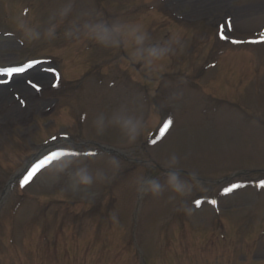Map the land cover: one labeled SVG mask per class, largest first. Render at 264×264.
I'll return each instance as SVG.
<instances>
[{"label": "rangeland", "instance_id": "1", "mask_svg": "<svg viewBox=\"0 0 264 264\" xmlns=\"http://www.w3.org/2000/svg\"><path fill=\"white\" fill-rule=\"evenodd\" d=\"M64 24L65 34L57 31ZM116 35L129 44L122 58ZM262 35L264 0H0V196L41 148L61 143L81 153L10 189L0 210V264H264L257 175L227 194L229 186L213 184L264 169ZM130 56L149 63L136 73ZM31 60L39 64L6 81L3 67ZM147 76L150 87L160 76L151 97ZM85 141L190 177L147 178L144 168L118 175L131 164ZM191 178L211 189L205 194ZM44 195H68L74 213L58 201L40 206L35 198ZM211 227L229 234L223 252ZM235 231L243 255L232 254Z\"/></svg>", "mask_w": 264, "mask_h": 264}, {"label": "snow or ice", "instance_id": "2", "mask_svg": "<svg viewBox=\"0 0 264 264\" xmlns=\"http://www.w3.org/2000/svg\"><path fill=\"white\" fill-rule=\"evenodd\" d=\"M222 39H227V37H224L223 35L221 36ZM233 43H241L242 41H232ZM256 42V41H253ZM259 42H264V35H262L260 37V41ZM28 67H32V64L29 63ZM13 73L16 72H23L25 71V69L23 67H19V68H13L10 70ZM34 87H38L36 85H33ZM172 121L169 120L164 124V130L167 131V129L170 127ZM53 139L55 140L56 137H53ZM156 140H153L152 143H156ZM87 155H95V153H85ZM77 155H81V153L75 152V151H65L62 148H57L56 150H50L47 154L43 155V157L41 159L38 160V162L32 164L30 166V168L28 170H26V174H24L22 176V178L20 179L19 183H20V187L24 188L26 187L33 179L34 177L45 167H47L48 165H50L53 161L59 160L62 157H74ZM242 185L240 184H232L229 187H226L224 189V193L227 194L229 192H232L233 190L240 188ZM259 187L264 188V181H260ZM202 203V201L197 200L196 204L197 206H199ZM210 203L212 204H216L215 200H211Z\"/></svg>", "mask_w": 264, "mask_h": 264}, {"label": "clouds", "instance_id": "3", "mask_svg": "<svg viewBox=\"0 0 264 264\" xmlns=\"http://www.w3.org/2000/svg\"><path fill=\"white\" fill-rule=\"evenodd\" d=\"M153 51H155V50H153ZM173 179H175V177H173ZM91 182H92V178L88 175H84L81 178V183L90 184ZM151 190L153 191V193H159V191L161 190V186L159 185V183L153 182Z\"/></svg>", "mask_w": 264, "mask_h": 264}, {"label": "bare ground", "instance_id": "4", "mask_svg": "<svg viewBox=\"0 0 264 264\" xmlns=\"http://www.w3.org/2000/svg\"><path fill=\"white\" fill-rule=\"evenodd\" d=\"M16 77H18V76H16ZM1 93V92H0Z\"/></svg>", "mask_w": 264, "mask_h": 264}]
</instances>
